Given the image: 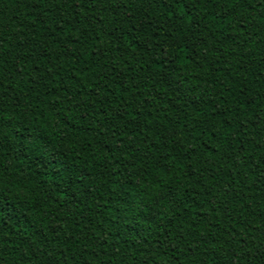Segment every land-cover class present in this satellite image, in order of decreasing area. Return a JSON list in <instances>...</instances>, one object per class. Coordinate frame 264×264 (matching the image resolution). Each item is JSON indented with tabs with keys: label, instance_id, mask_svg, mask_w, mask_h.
Segmentation results:
<instances>
[{
	"label": "trees",
	"instance_id": "trees-1",
	"mask_svg": "<svg viewBox=\"0 0 264 264\" xmlns=\"http://www.w3.org/2000/svg\"><path fill=\"white\" fill-rule=\"evenodd\" d=\"M262 3L0 0V264H264Z\"/></svg>",
	"mask_w": 264,
	"mask_h": 264
},
{
	"label": "snow or ice",
	"instance_id": "snow-or-ice-1",
	"mask_svg": "<svg viewBox=\"0 0 264 264\" xmlns=\"http://www.w3.org/2000/svg\"><path fill=\"white\" fill-rule=\"evenodd\" d=\"M196 2L199 3L200 0H196ZM234 2H238V0H234ZM228 7L231 8L232 3H229ZM261 7H264V3L261 4ZM180 8L182 12L183 5H181ZM222 10L227 12V9H222ZM250 23L251 22H249V24ZM2 51L3 49H0V52ZM55 99H58V97ZM52 109L58 112V109H56L55 105H52ZM48 119H52L51 114L49 115ZM5 120H10V117L4 116L2 109H0V137L8 136V133L4 131ZM50 136L51 133L45 129L44 125H40L39 127L33 126L32 131L29 133V135L26 138V147L28 148V150H35L37 155L43 157H51V160L54 164L63 167L60 158L63 156L64 149L60 148L59 150H57V143H60V141H56V143H53V141L56 138L55 137L50 138ZM66 136H67V125H65V137H61V141L64 140ZM72 146L73 145H69V147ZM10 147H12V149L15 150L14 145H10ZM3 152H4V148L0 146V159H2ZM64 159H69V158L64 157ZM65 171L68 172L70 170L65 169ZM2 183H3V174L2 172H0V184ZM4 210H5V204L2 200H0V213H2ZM262 243H264V241H262Z\"/></svg>",
	"mask_w": 264,
	"mask_h": 264
}]
</instances>
